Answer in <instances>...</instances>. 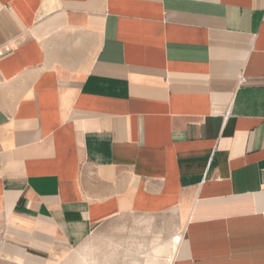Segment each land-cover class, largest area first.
Returning a JSON list of instances; mask_svg holds the SVG:
<instances>
[{
    "label": "crops",
    "instance_id": "obj_1",
    "mask_svg": "<svg viewBox=\"0 0 264 264\" xmlns=\"http://www.w3.org/2000/svg\"><path fill=\"white\" fill-rule=\"evenodd\" d=\"M128 215L170 264H264V0H0V264Z\"/></svg>",
    "mask_w": 264,
    "mask_h": 264
},
{
    "label": "rangeland",
    "instance_id": "obj_2",
    "mask_svg": "<svg viewBox=\"0 0 264 264\" xmlns=\"http://www.w3.org/2000/svg\"><path fill=\"white\" fill-rule=\"evenodd\" d=\"M179 238L177 235L173 239L171 255L169 250L158 252L151 249L162 242L161 236L148 234L128 215L103 225L88 240L85 253L89 264H93L94 258L96 261L100 258L102 264H129V258L133 264H168ZM129 243L134 246L130 256Z\"/></svg>",
    "mask_w": 264,
    "mask_h": 264
},
{
    "label": "bare ground",
    "instance_id": "obj_3",
    "mask_svg": "<svg viewBox=\"0 0 264 264\" xmlns=\"http://www.w3.org/2000/svg\"><path fill=\"white\" fill-rule=\"evenodd\" d=\"M172 258H173L172 256H170V257L168 258V261H167L168 264H170V263L172 262Z\"/></svg>",
    "mask_w": 264,
    "mask_h": 264
}]
</instances>
